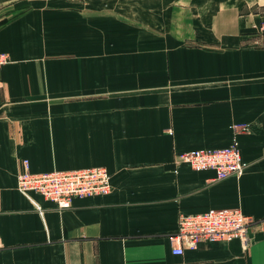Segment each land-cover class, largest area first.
<instances>
[{
	"label": "crops",
	"instance_id": "1",
	"mask_svg": "<svg viewBox=\"0 0 264 264\" xmlns=\"http://www.w3.org/2000/svg\"><path fill=\"white\" fill-rule=\"evenodd\" d=\"M0 264H264V228L172 253L181 214L264 219V0H0ZM235 143L218 179L176 155ZM105 167L58 208L16 187Z\"/></svg>",
	"mask_w": 264,
	"mask_h": 264
},
{
	"label": "built area",
	"instance_id": "2",
	"mask_svg": "<svg viewBox=\"0 0 264 264\" xmlns=\"http://www.w3.org/2000/svg\"><path fill=\"white\" fill-rule=\"evenodd\" d=\"M7 62V55L0 53V69ZM176 159L196 170L211 169L218 179L232 174L239 175L245 166L235 143L218 149L195 148L182 151L176 155ZM16 187L41 212V207L31 197L32 193L42 195L58 208H66L74 197L106 194L111 187V177L103 166L34 173L30 170L28 159L23 158ZM255 224L264 228V219H253L235 207H211L197 213L181 214L177 219V230L169 235L173 244L171 251L180 255L184 248L194 249L202 241L229 242L243 239Z\"/></svg>",
	"mask_w": 264,
	"mask_h": 264
},
{
	"label": "rangeland",
	"instance_id": "3",
	"mask_svg": "<svg viewBox=\"0 0 264 264\" xmlns=\"http://www.w3.org/2000/svg\"><path fill=\"white\" fill-rule=\"evenodd\" d=\"M0 15H2V12H0Z\"/></svg>",
	"mask_w": 264,
	"mask_h": 264
}]
</instances>
